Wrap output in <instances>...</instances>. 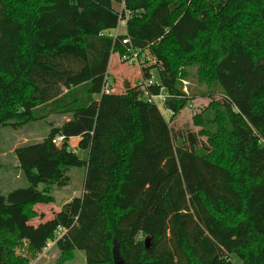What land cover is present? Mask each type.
<instances>
[{
  "label": "trees",
  "instance_id": "trees-1",
  "mask_svg": "<svg viewBox=\"0 0 264 264\" xmlns=\"http://www.w3.org/2000/svg\"><path fill=\"white\" fill-rule=\"evenodd\" d=\"M122 3L126 35L148 48L171 94V118L186 103L180 65L199 63L220 86L214 113L194 117L209 125L210 143L173 129L139 84L100 94L112 51L123 50V36L105 34ZM6 47L19 59L12 84L0 74V128L68 120L14 149L28 185L0 190V264H29L58 228L56 264L75 250L85 264H115L114 243L125 264H231L232 254L264 264V0H0ZM71 137L86 159L69 149ZM73 167L85 169L82 196L47 224H26Z\"/></svg>",
  "mask_w": 264,
  "mask_h": 264
},
{
  "label": "rangeland",
  "instance_id": "rangeland-1",
  "mask_svg": "<svg viewBox=\"0 0 264 264\" xmlns=\"http://www.w3.org/2000/svg\"><path fill=\"white\" fill-rule=\"evenodd\" d=\"M119 11L121 6L115 5ZM125 27L122 26L120 31L124 32ZM113 30L107 31L112 33ZM149 55H142V59L145 60L141 63L135 62H122L118 58L117 54H111L108 67V79L111 86L114 88V94H122L125 92L126 87L135 86L144 81L145 70L147 69L149 74L154 79H157V68L154 66L153 59L148 57ZM146 58V59H145ZM18 53L12 47H6L0 49V74L7 75L9 83L12 84L16 80V68L18 63ZM178 85L179 90L184 94L186 103L181 112L174 118H171V112L168 111L164 105L158 106L165 120L169 121V124L175 130L185 132H195L198 134L199 140L204 143H210L208 136L202 133L209 128V125L204 124V127L197 126L194 122V117L201 114L200 122L204 120V113L207 109L213 111L216 102L213 100H220L221 89L216 82L209 81L201 71V65L199 63H186L178 67ZM210 82V83H209ZM9 83L5 84V88L9 89ZM212 94V95H211ZM212 96V98H211ZM66 121V116L52 115L45 121L31 122L22 127L13 128L10 125H6L0 128V190L3 195H6L9 191L18 188L26 187L28 181L22 171L18 167V162L14 153V149L18 146H22L29 143L41 141L48 135L52 127L60 126ZM79 139L74 137L68 141V147L75 152L80 158L86 159L88 151H81L75 143ZM218 141V138L215 139ZM177 146L178 141H175ZM185 143V140L181 141ZM80 151V152H79ZM70 176V183L61 189L52 187L50 194L54 196L55 203L51 202L44 205L37 204L34 210L37 212L42 211L43 216L39 223L36 222V218L26 220V224L37 227L40 224H47L48 221L53 220L57 210L61 209L64 201H71L74 198H79L83 194V182L85 176V169L73 167L68 171ZM40 189L42 186L39 187ZM69 199V200H68ZM54 204V205H53ZM59 208V209H58ZM59 230V229H57ZM56 239V237H55ZM54 239V241H55ZM49 240L46 246L39 251L43 253L38 260H35L38 254L31 260L33 264H56L59 252L53 245L55 242ZM51 242V243H50ZM48 244V246H47ZM231 264H243L241 259L232 254L230 256ZM65 264H85V255L83 251L75 250V259L72 262Z\"/></svg>",
  "mask_w": 264,
  "mask_h": 264
},
{
  "label": "built area",
  "instance_id": "built-area-1",
  "mask_svg": "<svg viewBox=\"0 0 264 264\" xmlns=\"http://www.w3.org/2000/svg\"><path fill=\"white\" fill-rule=\"evenodd\" d=\"M129 16V12L125 11V5L122 3L121 8L119 10V20L117 26L112 29V33H108L105 31V34L112 36L113 38H118L120 36H123L120 40V44L122 46V52L121 51H112L111 54H117L118 58L122 62H135V63H141L145 60L142 59V55H149L148 57H151L153 59V63H155V58L151 55L148 48H136L132 45L129 37L126 35V23L127 18ZM124 26L125 30L124 32H121V27ZM111 56V55H110ZM146 59V58H145ZM106 75L104 80V85L101 90L102 94H113L115 93L114 88L111 86L110 80ZM139 85L142 87L144 91V98L147 102L155 104L157 107L162 104H165V101L171 97V94L167 91V89L160 84V82L157 79H154L152 75H150L149 78L144 79V81L140 82ZM156 89V91H153V89ZM64 140V136H56L52 141L54 144L59 145ZM59 230L56 231V238H59L65 230L62 228H58ZM53 242V241H51ZM50 242V243H51ZM55 242V241H54ZM48 246V244H47Z\"/></svg>",
  "mask_w": 264,
  "mask_h": 264
},
{
  "label": "water",
  "instance_id": "water-1",
  "mask_svg": "<svg viewBox=\"0 0 264 264\" xmlns=\"http://www.w3.org/2000/svg\"><path fill=\"white\" fill-rule=\"evenodd\" d=\"M62 145H63V143H60L59 147L61 148ZM145 246L146 247L149 246V239L148 238L145 239ZM112 254H113V259H114L115 264H125L124 260L120 256L118 247L115 243H114L113 248H112Z\"/></svg>",
  "mask_w": 264,
  "mask_h": 264
},
{
  "label": "crops",
  "instance_id": "crops-1",
  "mask_svg": "<svg viewBox=\"0 0 264 264\" xmlns=\"http://www.w3.org/2000/svg\"><path fill=\"white\" fill-rule=\"evenodd\" d=\"M108 65H110V64L108 63ZM109 68H110V66L108 67V71H109ZM64 117H65V116H64ZM48 118H49V117H48ZM67 120H68V118L66 117V121H67ZM72 138H74V137H71L68 141L72 140ZM76 138H78V137H76ZM78 139H79V138H78ZM77 143H78V141L75 143V145H76ZM81 151H83V150H81ZM79 152H80V151H79ZM53 197H54V196H53ZM55 200H56V199L54 198V201H53L54 203H55ZM68 200H69V199H68ZM66 202H68V201H64V203H66ZM42 205H44V207L46 206V204H42ZM53 205H54V204H53ZM35 206H36V205H35ZM58 209H59V208H58ZM59 210H60V209H59ZM59 210H57V212H58ZM57 212H56V213H57ZM42 216H43L42 211H39V212H38V217L36 218V222H37V223H39V220H41ZM43 253H44V252H43ZM43 253H39V252H38V253H37V254H38V255H37L38 257H37L35 260H38V259L40 258V256L43 255ZM74 259H75V258H74ZM29 264H33V263L30 262Z\"/></svg>",
  "mask_w": 264,
  "mask_h": 264
}]
</instances>
